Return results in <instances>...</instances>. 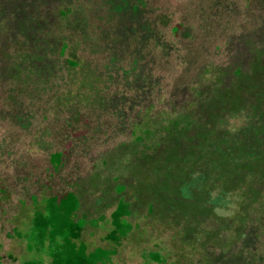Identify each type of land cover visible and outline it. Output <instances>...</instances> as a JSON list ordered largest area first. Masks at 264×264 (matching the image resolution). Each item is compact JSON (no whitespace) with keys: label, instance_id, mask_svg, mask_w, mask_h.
Here are the masks:
<instances>
[{"label":"rangeland","instance_id":"obj_1","mask_svg":"<svg viewBox=\"0 0 264 264\" xmlns=\"http://www.w3.org/2000/svg\"><path fill=\"white\" fill-rule=\"evenodd\" d=\"M250 102L264 107V0H0V264L47 261L30 224L44 184L77 195L87 249H114L98 264H248L256 227L232 192L165 185L167 156L191 152L198 129L254 145ZM143 104L154 151L120 131ZM64 148L54 171L47 154ZM119 198L130 228L114 244Z\"/></svg>","mask_w":264,"mask_h":264},{"label":"trees","instance_id":"obj_2","mask_svg":"<svg viewBox=\"0 0 264 264\" xmlns=\"http://www.w3.org/2000/svg\"><path fill=\"white\" fill-rule=\"evenodd\" d=\"M64 47L65 44H62L59 52H62ZM68 63L70 66H74L72 62ZM143 87V85L140 86L138 90ZM249 105L252 118L259 122L255 123L254 127L245 128L243 135L251 134L254 131V136L253 133L251 134L255 141L254 145L245 147V144L234 139L226 147V140L221 142L216 138L217 132L206 129L202 132L198 129V132L191 135V138L188 137L189 142L187 141L184 145L191 152L180 157L181 160L178 157L174 159V155L167 156L166 165L168 167V164L172 163V166L170 165L172 168L167 173L170 179L165 186L171 185L175 181L174 177H178L179 181L176 187H173L169 192L175 193V190L178 189L183 198H189L188 192L191 190L203 194L211 188L210 186L214 185H218L219 192L224 190L232 192L233 200L240 208L242 221L247 223L254 221L256 229L253 230V236L259 242V246H250L246 249L244 259L248 264H264V107L256 106L251 102ZM144 106L145 104L141 107H134L132 110L128 109L120 131L133 136L134 142L142 144L141 151H154L156 143L152 142L154 129L151 128V113L147 112L144 115ZM149 109L152 112L150 106ZM146 116L149 117V122L145 120ZM166 120L167 123L163 124L161 129L169 134L170 130L177 126L179 119L177 116H173ZM83 131L84 129L72 130L70 134L72 138H76L83 134ZM247 138L250 136L247 135L245 139ZM194 146L196 150H193ZM174 150L173 146L172 151ZM64 153L65 148L47 154L48 163L54 171L60 167ZM197 168L202 169L203 174L198 172ZM257 180L260 181L261 186L256 189ZM196 190H200V192ZM40 196L38 199L35 195L30 196L34 204L30 224L35 244L44 248L43 253L47 257L45 264H98L107 260L114 253L112 248L107 249L99 246L87 249L80 240L82 228L89 220L84 216H77L79 201L72 190H53L49 185L44 184ZM171 198L167 197L168 200ZM243 211L245 212L243 213ZM129 213V203L119 198L109 213L110 228L104 236L106 240L117 244L126 235L130 228V223L126 220ZM149 253L152 261L163 259L156 251Z\"/></svg>","mask_w":264,"mask_h":264}]
</instances>
